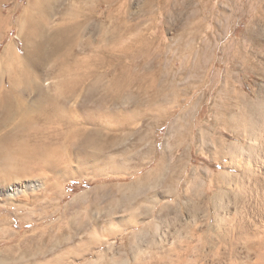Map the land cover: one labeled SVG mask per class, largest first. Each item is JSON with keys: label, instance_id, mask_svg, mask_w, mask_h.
Returning a JSON list of instances; mask_svg holds the SVG:
<instances>
[{"label": "rangeland", "instance_id": "obj_1", "mask_svg": "<svg viewBox=\"0 0 264 264\" xmlns=\"http://www.w3.org/2000/svg\"><path fill=\"white\" fill-rule=\"evenodd\" d=\"M43 2L1 3L0 78L9 48L24 57L23 18L37 19L32 3ZM63 2L68 11L48 18L47 33L83 21L72 8L94 6L106 27L121 28L117 17L128 13L136 52L149 54L134 61L135 74L147 79L125 96L123 116L99 126L88 147L95 168L74 163L65 179H34L58 194L49 208L30 211L32 195L44 201L39 188L13 205L0 196V264H30L47 247L55 251L38 264H255V244L264 256V0ZM36 61L54 90L56 62ZM243 113L254 116L253 139L224 126L243 134ZM222 141L228 157L219 159Z\"/></svg>", "mask_w": 264, "mask_h": 264}, {"label": "bare ground", "instance_id": "obj_2", "mask_svg": "<svg viewBox=\"0 0 264 264\" xmlns=\"http://www.w3.org/2000/svg\"><path fill=\"white\" fill-rule=\"evenodd\" d=\"M45 1V6L44 2L32 3L33 9L37 11L34 15L37 19L29 12L24 16L21 34L25 41V55L20 57L14 49L9 48L4 58L8 73L6 77L0 78V196L3 198L1 200L13 205V202L20 200L22 194L41 189L38 197L44 199L43 203L29 201L36 195L28 199L32 212L37 207L49 208L58 198L57 193L42 189L40 184L34 182V179L42 176L41 173L48 174L55 181L72 174L74 163L78 170H85L91 165L94 167L95 162L93 164L89 158L88 147L98 139V128L102 126L104 119H117L120 113L123 116L124 111H119V115L116 112L125 105V96H133L134 94H129L132 86H141L147 79L135 74L133 63L138 59L146 63L145 60L149 57V54L136 52L134 42L137 39L132 36L138 25L130 22L128 13L117 17L121 28L115 22L106 27L98 24L94 6L91 5L88 9L72 8V11L80 13L79 19L83 17L84 20L71 26L65 24L57 29L53 28L47 33L48 18L65 14L68 6L65 7L64 0ZM106 1L111 4L113 0ZM2 2L4 0H0V5ZM6 25L7 21L1 17L0 12V31ZM101 29L103 30L98 36ZM86 34L98 37L93 41L83 42ZM98 41L99 46L96 45ZM87 49L91 51V55L85 54L84 50ZM36 60H43V63L56 62L54 68L58 82L53 86L54 90L51 89V83L43 84V71L41 73L38 69ZM243 101L248 103L247 100ZM125 113L127 114L126 111ZM121 117L118 120L120 126L125 120V117L120 120ZM253 120V115L243 113V134L232 125L225 123L224 126L236 137L253 139ZM126 123L124 124L127 125ZM117 125L119 126L118 123ZM219 144L222 151L219 159L228 157L225 142ZM197 185L192 184L193 188ZM216 187L222 189V185ZM54 188L55 185L52 190ZM22 207L27 205H16L17 210ZM47 248L41 255L36 253V259L46 258L50 252L55 251L54 248ZM36 259L31 260L30 264H38ZM261 259L264 261V256ZM63 263L59 258L52 262Z\"/></svg>", "mask_w": 264, "mask_h": 264}, {"label": "crops", "instance_id": "obj_3", "mask_svg": "<svg viewBox=\"0 0 264 264\" xmlns=\"http://www.w3.org/2000/svg\"><path fill=\"white\" fill-rule=\"evenodd\" d=\"M258 244H255L254 250H252V251H254V254H255V264H262V262H261V245H260V243H258ZM181 263L184 264L185 261L182 260ZM223 263H224L223 261L220 262V264H223ZM206 264H211V262L207 261ZM212 264H215V263L213 262ZM227 264H228V262H227Z\"/></svg>", "mask_w": 264, "mask_h": 264}]
</instances>
